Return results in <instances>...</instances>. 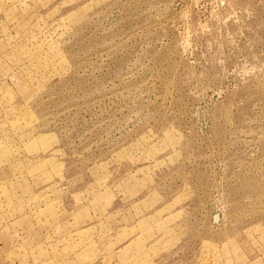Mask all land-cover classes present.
Instances as JSON below:
<instances>
[{
    "label": "rangeland",
    "instance_id": "obj_1",
    "mask_svg": "<svg viewBox=\"0 0 264 264\" xmlns=\"http://www.w3.org/2000/svg\"><path fill=\"white\" fill-rule=\"evenodd\" d=\"M0 264H264V0H0Z\"/></svg>",
    "mask_w": 264,
    "mask_h": 264
}]
</instances>
